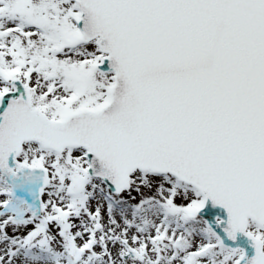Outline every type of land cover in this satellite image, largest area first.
Wrapping results in <instances>:
<instances>
[{"label":"snow or ice","instance_id":"1","mask_svg":"<svg viewBox=\"0 0 264 264\" xmlns=\"http://www.w3.org/2000/svg\"><path fill=\"white\" fill-rule=\"evenodd\" d=\"M0 264H264V0H0Z\"/></svg>","mask_w":264,"mask_h":264}]
</instances>
